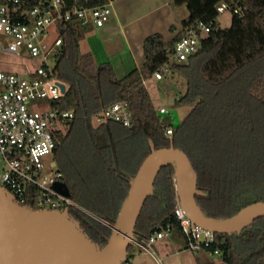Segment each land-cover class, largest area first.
<instances>
[{"label":"trees","instance_id":"16d2710c","mask_svg":"<svg viewBox=\"0 0 264 264\" xmlns=\"http://www.w3.org/2000/svg\"><path fill=\"white\" fill-rule=\"evenodd\" d=\"M40 1L25 0V5L34 6ZM43 1L49 2V0ZM66 1L69 7H93L112 0ZM174 1L176 4H186L189 9V15L182 21L181 30L171 39H166L161 32H154L147 35L143 43L145 52L143 64L133 68L122 77L117 76L113 64L110 61H105L97 65L91 52H82L80 39L83 35V27L77 21L61 23L60 28L63 31L64 45L58 62V70L59 75L69 82V87L60 98L52 100L51 104L61 110H73L75 112L73 119L76 120L83 119L85 114L91 116L112 102L125 100L129 105L133 118V125L127 128L140 132L147 140L153 139L156 146L170 145L173 140L175 145L186 149V142H182L178 135L175 134L182 125L174 127L164 123L160 111L155 106L152 95L145 84V80L151 77L163 63L169 61L172 67L184 72L186 69H190L194 61L199 58V60L201 59L199 65L200 79L209 84H222L248 63L264 57V0H243L246 5L244 15L238 16L237 14H233L231 25L227 27H221L217 24V17L220 14L217 9V4L222 0ZM200 21L211 25V30L201 38V50L186 60L188 61L186 64L177 61L171 62L169 58L176 42L192 26L197 25ZM171 28L176 29V25H172ZM248 91L254 98L264 101V74L250 83ZM108 92L112 95L108 103L103 104L101 102L98 105L94 103L95 101H101ZM91 101L94 104L90 105ZM181 101L182 99L178 102ZM169 126L173 127L172 136H169L167 132ZM74 129H76L74 122H71L67 130H56V151L63 149L66 141L74 132ZM91 133L92 136L89 138V141L92 144L100 142L99 139L106 140L107 138V132L105 131H103V136L106 137L104 139L99 131L94 130ZM94 148L97 152L96 147ZM186 150L198 170L199 187L208 191L207 195H197V198L204 210L209 214L215 216L232 215L253 201L264 200V179L261 181H252L249 177H245L240 183L234 185H220L217 176L203 162L202 158L196 154V150L193 149L196 155L193 154V150L190 147ZM173 174L174 169L172 166H165L161 170L157 180L160 182L158 186L164 197V202L161 198H158L160 202L158 211L151 213L143 221L145 211L152 200L151 197H149L150 199L148 198L145 203L146 207H144L139 219L141 223L138 222L137 233L145 229L143 226L144 223L148 226V228L146 227L147 236L162 226L171 224L174 231L184 237V232L174 210L176 205V188L172 180L174 177ZM202 175H204L203 179L201 177ZM64 180L66 179L64 178ZM244 185H247V187ZM82 191L83 189H81L80 195L72 193V198L89 206L83 200ZM90 208L97 214L113 222L120 207H115L109 203L105 206H94L90 204ZM69 209L75 217L80 219L84 228L95 238L101 240L102 244L107 241L112 230L110 225L100 223L101 221L99 219L78 206L69 205ZM263 218L260 217L257 220ZM255 228L256 223L254 222V224L244 230H248L249 235L250 231H252L254 235L256 232L254 231ZM244 230L237 234H216V241L213 248L218 247L220 249L226 262L230 263L231 255L237 245L233 240V236L242 237ZM260 230L264 229L260 228ZM254 264H264V254H261Z\"/></svg>","mask_w":264,"mask_h":264},{"label":"rangeland","instance_id":"374dc122","mask_svg":"<svg viewBox=\"0 0 264 264\" xmlns=\"http://www.w3.org/2000/svg\"><path fill=\"white\" fill-rule=\"evenodd\" d=\"M120 11H130L127 16L129 18L139 16L133 20L131 32L128 33L133 50L126 45L125 34L118 28L105 34L95 35L94 26L87 24L83 27L81 38L82 48L90 50L89 44H94L98 62L112 60L118 67L120 77L126 72L125 64L129 70L134 68L132 53L138 60L142 56L145 58L142 40L147 35L161 32L166 39H171L181 30L183 19L189 15L187 5L176 4L174 0H112V13L106 23L110 22L114 13ZM232 18V11L227 9L220 12L217 24L221 27L230 26ZM172 25H176V29H172ZM49 32H51L49 35L51 38L59 32V28L57 25H52ZM3 40L5 44H8L10 38ZM39 62L40 58H32L27 54L17 56L5 52L0 62V69L25 71L35 67ZM51 62L57 63V57L54 54L51 55ZM177 62L186 64L188 61ZM200 62L201 59H196L190 69L184 72L168 63V71L163 78L158 79L152 75L145 81L155 106L158 108L164 106L167 109L166 112L160 113L162 120L166 125L170 124L174 127L182 125L175 134L182 142H186V149L190 147L196 150V154L217 176L220 185H234L240 183L245 177H249L252 181H261L264 179V101L251 96L248 87L252 81L264 74V57L248 63L222 84L203 82L199 73ZM180 99L182 101L178 102ZM32 104L47 106L48 100L38 98L32 101ZM97 118L96 116L92 118L91 127L94 130L100 124ZM70 122L63 124L62 129L67 130ZM90 131L93 132V130ZM88 137L90 138L86 128L77 127L66 141L60 156H56L59 168L66 165V159L71 161L72 169L79 181L83 178L87 181L89 173H91L90 177L93 174V181L96 180L97 175L100 176L99 173L96 175V165L99 160L94 148L96 143L92 144ZM192 152L196 155L194 150ZM0 164L4 166L3 160H0ZM201 177L203 179L204 175ZM172 180L176 184L175 176ZM244 186L247 187V185ZM79 187L84 191L94 189L98 194L106 193L108 190L114 195L118 193L116 185H79ZM78 204L81 205L79 201H76V205L80 207ZM150 205L151 203L145 211L143 221L150 214L152 207ZM88 207L85 206L94 217L101 221L100 223L109 225L111 221L90 209V205ZM80 208L83 210L82 207ZM255 223L254 231L256 232L248 240H243L247 241V244L240 242L241 249L248 245H259L258 250L264 248V230H260V228L264 229V218ZM248 233V230H244L242 237H246ZM175 237L177 241L185 239L176 231L172 236H168V239ZM163 240L164 238H160L151 244L156 257L162 254L159 246ZM140 251H144V254L141 255ZM220 254L215 255V258L221 260L223 257ZM137 255L139 259L147 263L155 262L153 255L137 245H132L128 260L136 264ZM241 260L242 255L234 251L230 263L240 264Z\"/></svg>","mask_w":264,"mask_h":264},{"label":"built area","instance_id":"2783aa9c","mask_svg":"<svg viewBox=\"0 0 264 264\" xmlns=\"http://www.w3.org/2000/svg\"><path fill=\"white\" fill-rule=\"evenodd\" d=\"M217 9L219 12L229 9L233 14L243 16L246 5L243 0H222ZM111 13L112 1L93 7H69L66 0H41L34 6H26L25 0H0V62L5 52L40 58L38 65L25 71L0 69V160L4 162L3 167L0 164V183L13 191L20 203L59 209L77 206L71 196L54 186L64 180V172L58 167L54 153L55 132L75 117L73 110H61L51 104L52 100L65 93L60 85L63 80L58 70L64 45L60 24L77 21L81 26H103ZM52 25H57L59 32L50 38ZM210 30L211 25L204 21L192 26L176 42L169 60H188L199 52L201 38ZM4 38H10L8 44L4 43ZM52 54L57 57L56 64L51 62ZM168 63H163L153 76L163 78L168 71ZM38 98H46L47 106L31 105ZM159 111L166 112L167 109L161 107ZM97 117L127 127L133 125L132 112L125 100L106 105ZM167 132L172 136L173 127L169 126ZM174 210L187 248L221 253L218 247L213 248L217 233L193 223L177 196ZM173 231L172 225L167 224L145 239H138L135 245L154 254L151 244ZM128 258L123 264H132Z\"/></svg>","mask_w":264,"mask_h":264},{"label":"water","instance_id":"95a60500","mask_svg":"<svg viewBox=\"0 0 264 264\" xmlns=\"http://www.w3.org/2000/svg\"><path fill=\"white\" fill-rule=\"evenodd\" d=\"M60 85L66 92V82ZM150 143L151 151L128 177L129 187L115 220L109 223L112 230L104 244L90 236L69 207L20 203L13 191L0 183V264H123L139 239L140 216L165 166L174 169L176 196L193 223L214 233L237 234L264 217V200L253 201L232 215L209 214L198 201L197 195L208 191L199 187V173L188 151L173 140L164 146H156L153 139ZM54 186L72 197L66 180Z\"/></svg>","mask_w":264,"mask_h":264},{"label":"crops","instance_id":"0c3cea01","mask_svg":"<svg viewBox=\"0 0 264 264\" xmlns=\"http://www.w3.org/2000/svg\"><path fill=\"white\" fill-rule=\"evenodd\" d=\"M133 12H135V10ZM129 14L130 11L129 12L120 11L118 13L116 12L114 13V16L112 17L110 22L105 23L103 26H95L92 24L94 26L93 28H95V33H96L95 35L105 34V32L114 31L116 28L121 29L126 37V41H127L126 45L129 46L131 50H133L132 48L133 45L132 43H130L131 40L129 41L128 33L130 34L131 32V26L133 24V20L139 16H136L134 18H129L127 17ZM80 48L82 52H87V51L91 52L93 59L97 65L106 61L104 60L102 62H98L94 44L92 43L89 44L90 50H84L82 48L81 39H80ZM132 57L134 58L133 61L135 63L134 68L141 66L145 60L143 56L140 60H138L134 53H132ZM107 61H110L113 64L117 76L120 77L118 72V67L116 66V64L112 62V60L110 59ZM126 65L127 64L124 65V69H125L124 71H126L125 74L130 71L129 68L127 69ZM59 77L66 82V87L68 88L69 82L64 80L60 75ZM111 98L112 95L111 93L108 92L104 95L101 101H95L94 103H97V105L101 102L105 104L108 103ZM94 103L93 101H91L90 105ZM160 108L157 107L158 110ZM97 113L98 112H95L91 116L85 114L83 119H76V120L72 119L70 121L72 123L74 122L75 128L77 127L86 128L88 131V135L91 138L92 135H90L91 134L90 130L94 131V129H92L93 127H91V122L94 116L97 117ZM97 120L100 122V124L99 126L95 127V131H99V133H101L102 136H103V131L107 132V138L105 137L106 140L105 139L101 140L100 142L96 143L97 144L96 146H94L97 149V156L99 159L97 160L98 164L96 165L97 166L96 175L99 173L100 176L97 175L95 177L96 180L93 181V177H92L93 174L91 175L92 177L91 178L90 177L91 173H89L87 181L84 178L81 181L77 180L75 173L72 169V163L68 159H66V165L65 166L62 165L61 169L65 173L64 178L66 179V181H68V183H70V185H117L116 186L118 188L117 195H114L110 190H108V188H106L108 191L103 194L102 193L98 194L94 189L85 190V191L83 190L82 191L83 200L86 201L88 205L92 204L94 206H105L111 203L115 207L116 206L120 207L121 202L125 196V191L129 185L128 177L134 175L137 172L142 161L151 150V143L150 140H147L140 132L132 131L129 128H127V126H123L118 122L111 120H99L98 118ZM71 122L69 123V126ZM61 151L62 150H58V151L55 150V158L57 155L60 154ZM98 168H101V170H98ZM95 193H97L96 202L95 199H93L95 198ZM74 201L76 203L75 199ZM84 205L88 207L85 203L84 204L81 203V205L79 206L82 207L84 211L86 210L87 213L93 215L90 211H88L87 208H85ZM143 226L145 229H142L140 231L141 239H145L147 236L146 231L148 226L146 223ZM173 233L174 231L171 234L163 237L164 240L160 243L159 246V251L162 253L161 256L159 255L158 257H156V252L154 254L150 253L151 255L154 256L155 259V262L153 264H228L224 260V258H222L221 260L215 258V255L219 253L214 254V253H210L207 250L192 251L191 249L186 247L185 239L184 241H177L176 237L173 239L172 238L168 239V236H172ZM250 235L251 236L253 235L252 231H250ZM250 235L248 234L246 237H238V236L233 237L234 242L237 244L235 246L234 251H237L240 255H242V260L240 264H254L257 258L264 253V248L262 250H258L260 248L258 247L259 245L256 246L248 245L243 249L240 248L239 245L240 242L247 244V241L245 242L243 240H248L249 238H251ZM235 238L237 239L235 240ZM143 252L140 251V254L141 255L144 254ZM135 259H137L136 264H150L143 261L142 259H139L138 255L137 257H135Z\"/></svg>","mask_w":264,"mask_h":264},{"label":"flooded vegetation","instance_id":"af4514ba","mask_svg":"<svg viewBox=\"0 0 264 264\" xmlns=\"http://www.w3.org/2000/svg\"><path fill=\"white\" fill-rule=\"evenodd\" d=\"M105 137L103 136V139H104ZM99 139V138H98ZM99 141H101L100 139H99ZM96 143H98V142H96ZM97 145V144H96ZM54 153H55V150H54ZM158 179V178H157ZM158 180H156V183H155V185H156V187H155V193L153 194V196H150L151 197V205L150 206H152L151 207V209H150V214L151 213H153V212H155V211H158V207H159V204H160V202H159V200H158V198H161V200L164 202V197L162 196V193H161V190H160V188H159V184H160V182L158 181ZM69 187H70V190H71V192L73 193V194H76V195H80L81 194V190H80V187H79V185H70V183H69ZM96 198H97V193H95V198H93V199H95V202L97 201L96 200ZM150 199V198H149ZM147 205V204H146ZM144 207H146V206H144ZM150 214H149V216H150ZM141 217V216H140ZM139 223H141L140 222V220H139ZM145 224V223H144ZM139 225V224H138ZM137 225V226H138ZM86 230V229H85ZM87 231V230H86ZM88 233H89V231H87ZM90 234V236H92L96 241H98V242H100L101 244H102V242H101V240H99V239H97V238H95L91 233H89ZM138 234V236H139V234L140 233H137ZM264 254V253H263Z\"/></svg>","mask_w":264,"mask_h":264}]
</instances>
